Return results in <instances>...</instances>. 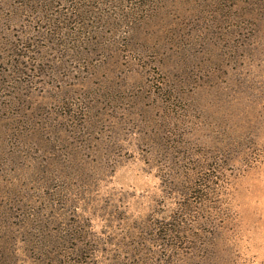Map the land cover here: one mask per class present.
I'll return each mask as SVG.
<instances>
[{
    "label": "rangeland",
    "instance_id": "rangeland-1",
    "mask_svg": "<svg viewBox=\"0 0 264 264\" xmlns=\"http://www.w3.org/2000/svg\"><path fill=\"white\" fill-rule=\"evenodd\" d=\"M0 264H264V0H0Z\"/></svg>",
    "mask_w": 264,
    "mask_h": 264
}]
</instances>
